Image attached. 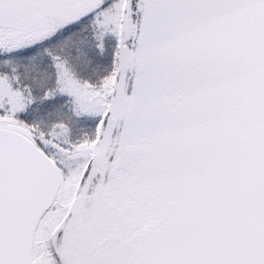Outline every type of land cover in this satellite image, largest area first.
I'll list each match as a JSON object with an SVG mask.
<instances>
[{
  "label": "snow or ice",
  "instance_id": "1",
  "mask_svg": "<svg viewBox=\"0 0 264 264\" xmlns=\"http://www.w3.org/2000/svg\"><path fill=\"white\" fill-rule=\"evenodd\" d=\"M0 264H264V0H0Z\"/></svg>",
  "mask_w": 264,
  "mask_h": 264
}]
</instances>
